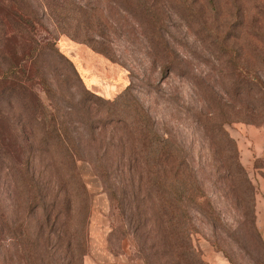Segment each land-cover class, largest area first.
Returning <instances> with one entry per match:
<instances>
[{
    "label": "rangeland",
    "instance_id": "1",
    "mask_svg": "<svg viewBox=\"0 0 264 264\" xmlns=\"http://www.w3.org/2000/svg\"><path fill=\"white\" fill-rule=\"evenodd\" d=\"M35 47L32 64L24 54ZM10 60L31 70L33 96L0 99V264H184L177 245L189 264H264V147L253 142L264 114L244 115L253 75L264 82V0H0V70ZM128 86L123 115L147 112L198 186L179 201V180L168 189L172 209L191 218L182 241L148 190L131 126L105 122L110 107L94 98ZM222 111L235 115L225 129L236 152L210 139L207 118Z\"/></svg>",
    "mask_w": 264,
    "mask_h": 264
},
{
    "label": "trees",
    "instance_id": "2",
    "mask_svg": "<svg viewBox=\"0 0 264 264\" xmlns=\"http://www.w3.org/2000/svg\"><path fill=\"white\" fill-rule=\"evenodd\" d=\"M2 32L4 36L7 35L6 29H3ZM40 50H37V47L32 48L29 53L24 54V57L31 60L32 64H35L37 63L39 53L43 52ZM57 53L60 57L70 63L74 75L80 79V76L69 59L64 57V55L58 52V50ZM172 68L173 67H171L170 63H166L163 66L164 72L166 70L171 71ZM30 71L31 70L26 69V65L23 64L22 61L10 60L5 69L0 70V99L11 98L14 93L20 92L33 96L32 89L26 83L28 78L32 75L31 73L29 75ZM242 82H237L236 84L237 89L240 90L239 92L243 90L242 86L244 84ZM251 83V89L255 94L248 100L249 107L251 108L249 110L250 113H243L245 116H249L250 118L252 116L259 115L260 112L264 114V82L258 75L254 74ZM87 92L90 94V91L87 90ZM128 96L131 97L129 86L123 93L116 96L113 100H102L100 97L98 98L96 96H94V98L100 99L101 102L105 101V103L110 107L111 112L105 114L104 116L105 122L118 121L128 123V125L131 126L130 130L134 133L136 139V152L139 155L140 163L146 175L148 190L156 197L159 209L168 222L171 234L177 239V241H182V238L188 237V231L185 230L182 232L180 224L185 219L190 222L191 218L188 214L184 217L181 212H177L178 210L174 211L172 209L169 200L170 190L168 189L171 182L179 180L181 192L179 191L176 193V199L179 196L177 199V201H179L183 198L184 194H189V191L193 188H198V186L193 183L194 178L192 176V169L187 165L186 159H184L185 155L183 156V154H186L184 150L180 149L175 143H173L169 136H160L153 130V123L147 112L145 113L143 110L136 109V116L131 117L129 120L125 115H123L126 114L123 113L126 112L125 109L131 107V101ZM86 100H93V98L89 97L86 98ZM29 106L31 107V105ZM219 113L221 114V117L217 114L215 115L216 117L212 116L213 118H207L209 120L208 132L210 139L217 147H219L220 150L227 149L236 152L235 141L225 129V124L231 122L230 118H233L235 115L232 114V117H229L226 111ZM249 123H252V121ZM57 130L60 131L61 134V136H57V145L62 148L63 158L65 160H69L72 157L70 149L73 145L68 129L63 121L58 122ZM237 169H239L240 173L246 176L239 163L237 164ZM31 179H26V194L29 192V200L32 187ZM245 185L250 189V191L252 190V184L247 177L245 178ZM26 194L24 197L25 206ZM187 198L191 203H194L193 193H190V196L188 195ZM33 202L34 200L27 203L29 209L32 208ZM1 222L0 228L3 226L4 228H8L7 221L4 218H1ZM177 248L180 251L179 255L183 259L184 264H189L190 261L184 258L181 247L177 245ZM185 248L186 249L184 251L186 253L191 254L194 251L192 245L188 243Z\"/></svg>",
    "mask_w": 264,
    "mask_h": 264
},
{
    "label": "crops",
    "instance_id": "3",
    "mask_svg": "<svg viewBox=\"0 0 264 264\" xmlns=\"http://www.w3.org/2000/svg\"><path fill=\"white\" fill-rule=\"evenodd\" d=\"M263 129V132H262V141L261 143H257V141L253 140L254 142V146L257 148H263L264 147V127L262 128ZM259 130V129H258ZM257 130V132L259 133V131ZM260 134V133H259ZM257 156H260V155H257ZM257 156H255L257 158ZM263 156H264V148H263ZM264 177V176H263ZM259 195V194H258ZM255 208H256V211L257 213L260 211V210H263L264 209V201L261 200V197H256V200H255ZM263 226H264V222H263ZM264 235V234H263Z\"/></svg>",
    "mask_w": 264,
    "mask_h": 264
}]
</instances>
